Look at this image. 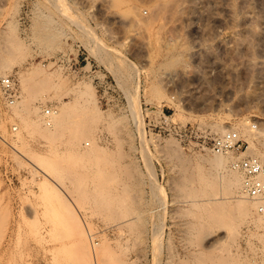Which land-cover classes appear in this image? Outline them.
Instances as JSON below:
<instances>
[{
    "label": "rangeland",
    "instance_id": "obj_1",
    "mask_svg": "<svg viewBox=\"0 0 264 264\" xmlns=\"http://www.w3.org/2000/svg\"><path fill=\"white\" fill-rule=\"evenodd\" d=\"M6 62L20 97L0 90V264H264L251 217L193 228L210 216L194 198L231 195L207 181L214 154L148 123L164 111L263 149L264 0H0ZM48 107L84 135L44 136Z\"/></svg>",
    "mask_w": 264,
    "mask_h": 264
},
{
    "label": "bare ground",
    "instance_id": "obj_2",
    "mask_svg": "<svg viewBox=\"0 0 264 264\" xmlns=\"http://www.w3.org/2000/svg\"><path fill=\"white\" fill-rule=\"evenodd\" d=\"M19 49H21V48H19ZM14 51L16 52V50H14ZM11 52L13 53L12 50H11ZM17 52H19L18 49H17ZM26 55H28V54H27V50L25 48L24 50H22L19 53V56L15 57V59L18 62L23 61L22 59H24V57H26ZM12 56H13V54H12ZM4 64H5V68L0 71V74L3 76L12 77L14 82L16 83V80H15L13 75H7L8 74L7 70H8V68H12L13 62H6ZM34 71H36V68ZM34 73H36V72H34ZM3 76H1V77H3ZM16 85H17V83H16ZM17 88H18V86H17ZM1 93H2V91H1ZM2 95H3V93H2ZM19 97H20V91H19ZM19 97H18V99H19ZM18 99H16V101H15L16 103H17ZM14 105H12V106H14ZM48 108L51 109L50 114H46L47 108H45L44 111L42 112L43 122L45 123V125H47V128L45 127V129L43 131L44 136L46 135V137L48 139L56 140L57 137L59 136V134L64 132V130L67 129L70 131V133H69L70 139L68 138V141L75 143V142H77L78 139H80L84 135V131L86 132V130H85L86 128L83 127L84 131L82 130V133H80L81 131L80 132L78 131V130H80L79 128L77 129V127H75L74 125H70V123L68 122V114H67L68 111L64 110L60 114H58L57 110L54 111V109L52 107H48ZM163 114L168 119H172V118H170V116H167L164 111H163L162 115ZM32 124H34V122H32ZM245 124H247V123L245 122ZM51 127L56 128V131L55 132L51 131V129H50ZM215 127L220 132L222 131L223 134L225 133V131L233 130L232 129L233 127L224 128L221 125H217ZM88 128L89 127H87V129ZM88 131H89V129H88ZM243 131H245V130H243ZM237 132H239V130H237ZM171 136H173V135H171ZM262 145H263V147H262L263 149H258V147L256 148L253 145V143L251 144V142H250L248 148H246L247 150L245 149L246 151L245 150H243V151H245V153L247 152L253 156H257L262 161V163L264 164V142ZM92 153H93V151L89 150L88 152L83 153L81 155V157L90 156V155H92ZM206 153L214 154L207 161L210 165V168H212L211 170L213 172L215 171V173L217 172V175L219 174L218 176H216V174L213 173V175L210 176L212 174V172H211V174H209L210 177L208 176L209 178H207V181L209 182L211 180L210 185L212 186V188H214L213 186H215V185L217 186V184L219 182L221 184H224L225 188L227 189V191L231 195L229 197H227V199H226L225 196L221 195L222 193H220V194L216 193L215 194V192H214V194H212V193L210 194L207 190H205V191H207L208 195H207V193L203 194V195L204 196L206 195L207 197L202 198L200 196L202 198V199L200 198L201 200L197 199L198 197L194 198L191 203H193V206H195V208L197 207V209L198 208L199 209L198 210L196 209L197 211L192 209L194 211L193 214H198L201 217V216H204L203 212L207 211V212H209L210 216L209 217L204 216V217H202L203 220H199L197 222H194L193 228L194 227L199 228V226H200L201 230H204V229H207L209 227L216 226L218 224H227V225H230L233 227L236 223V217H235L236 215L234 214V212H236L239 215V217H251V220L253 223L257 224L259 226V228L264 229V214L259 212V210H258L260 205H264V196L261 197L260 199H250L247 197V195L244 191V185H243L244 174L240 170L235 169L233 167V163L236 160H234L233 162L229 161L230 151L225 152V153H215V152H211V151L207 150ZM247 156H249V155H247ZM74 159H75V157L73 155L68 156L67 158L64 156H62V157H60V156L56 157L55 156L48 163L50 164V166L53 169H56L57 171H59L61 169L63 170V168L65 167L63 162L69 160L70 163H74V161H73ZM73 167L74 166H72L71 168H73ZM60 174H62V173H60ZM214 176H216V178H214ZM48 177L50 178L51 176L48 175ZM262 177L264 179V175ZM51 179H52V177H51ZM54 182H55V186L53 187V192L56 194H65L69 197L67 191L63 188V186H61L56 180H54ZM203 193H205V192H203ZM229 199L231 201L230 204H228L229 201L228 202L226 201ZM232 202H234V203H232ZM88 234L90 235V232ZM94 251L95 250H93L94 258L96 259L97 253ZM212 258H214V256ZM223 261H224L223 259H221V258L219 259V262H223Z\"/></svg>",
    "mask_w": 264,
    "mask_h": 264
},
{
    "label": "built area",
    "instance_id": "obj_3",
    "mask_svg": "<svg viewBox=\"0 0 264 264\" xmlns=\"http://www.w3.org/2000/svg\"><path fill=\"white\" fill-rule=\"evenodd\" d=\"M0 89L3 93L7 108L14 105L19 97V89L13 78L3 76L0 78ZM51 109H46V114H50ZM156 114L149 116V126L152 130L158 129L160 133L173 135L179 138L190 148L200 151H211L215 153H225L234 151L240 153L247 148L245 141L234 130H228L222 135H212L208 130H202L195 126H182L168 119L165 115L156 117ZM159 121V124L153 122ZM160 119V120H159ZM17 128L15 127L14 130ZM161 135V134H160ZM1 137V136H0ZM2 138V137H1ZM235 169L244 174V191L250 199H260L264 196V164L253 155L244 156L233 163ZM259 212L264 214V205H260Z\"/></svg>",
    "mask_w": 264,
    "mask_h": 264
}]
</instances>
